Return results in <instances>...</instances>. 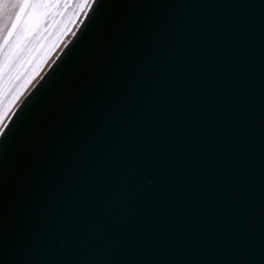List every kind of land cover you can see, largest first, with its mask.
Returning a JSON list of instances; mask_svg holds the SVG:
<instances>
[{"label":"snow or ice","instance_id":"6c2138e0","mask_svg":"<svg viewBox=\"0 0 264 264\" xmlns=\"http://www.w3.org/2000/svg\"><path fill=\"white\" fill-rule=\"evenodd\" d=\"M73 2L94 27L18 126L23 93L5 101L25 43ZM257 24L264 38V5L245 0H0L4 264H264L249 191Z\"/></svg>","mask_w":264,"mask_h":264},{"label":"water","instance_id":"95a60500","mask_svg":"<svg viewBox=\"0 0 264 264\" xmlns=\"http://www.w3.org/2000/svg\"><path fill=\"white\" fill-rule=\"evenodd\" d=\"M193 2L224 3L232 0H193ZM248 3L264 5V0H245ZM90 31L94 24L87 17L80 14L74 28L66 37L65 41L51 57L41 73L31 83L20 100L13 107V119L15 123L23 125L28 123L34 115L37 103L45 98L51 91L54 83L58 82L64 73L66 66L76 58L80 49L78 37L85 28ZM256 36L251 45L253 58L254 84L250 119L252 121L253 159L252 180L249 186L251 194L250 214L253 218V228L259 239L260 228L264 226V191L261 190V181L264 180V89L259 88V72L264 71V38L260 39L259 25L255 27ZM4 199V193L0 192V201ZM12 217L7 209L0 206V234L6 226H10ZM0 264H4L3 252L0 251Z\"/></svg>","mask_w":264,"mask_h":264},{"label":"bare ground","instance_id":"6f19581e","mask_svg":"<svg viewBox=\"0 0 264 264\" xmlns=\"http://www.w3.org/2000/svg\"><path fill=\"white\" fill-rule=\"evenodd\" d=\"M80 14L79 6L73 2L67 7L61 4L58 9L50 10L49 14L44 16L40 25L25 43L21 59L27 62L20 69V75L14 82L11 95L5 101L6 104L12 100L17 91L25 93L70 34Z\"/></svg>","mask_w":264,"mask_h":264}]
</instances>
